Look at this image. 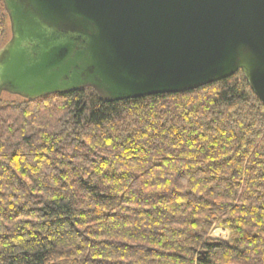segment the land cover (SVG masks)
Masks as SVG:
<instances>
[{
    "label": "trees",
    "instance_id": "obj_1",
    "mask_svg": "<svg viewBox=\"0 0 264 264\" xmlns=\"http://www.w3.org/2000/svg\"><path fill=\"white\" fill-rule=\"evenodd\" d=\"M0 264H264V104L239 71L0 105Z\"/></svg>",
    "mask_w": 264,
    "mask_h": 264
},
{
    "label": "water",
    "instance_id": "obj_2",
    "mask_svg": "<svg viewBox=\"0 0 264 264\" xmlns=\"http://www.w3.org/2000/svg\"><path fill=\"white\" fill-rule=\"evenodd\" d=\"M0 96L115 102L241 72L264 104V0H2Z\"/></svg>",
    "mask_w": 264,
    "mask_h": 264
},
{
    "label": "rangeland",
    "instance_id": "obj_3",
    "mask_svg": "<svg viewBox=\"0 0 264 264\" xmlns=\"http://www.w3.org/2000/svg\"><path fill=\"white\" fill-rule=\"evenodd\" d=\"M10 39V27H9V21L8 18L5 21L4 25V33H3V38L0 43V49L3 47V45ZM21 98L15 95H11L8 93H2L0 96V105L6 103V102H12V101H19ZM209 236L214 239H220V240H229V232L225 229L222 228H216L213 229L210 233Z\"/></svg>",
    "mask_w": 264,
    "mask_h": 264
}]
</instances>
